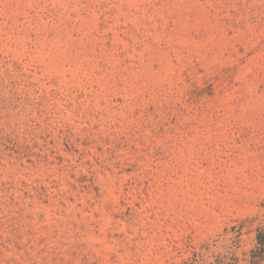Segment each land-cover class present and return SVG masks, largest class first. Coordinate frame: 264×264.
Instances as JSON below:
<instances>
[{
	"label": "rangeland",
	"instance_id": "374dc122",
	"mask_svg": "<svg viewBox=\"0 0 264 264\" xmlns=\"http://www.w3.org/2000/svg\"><path fill=\"white\" fill-rule=\"evenodd\" d=\"M264 0H0V264H264Z\"/></svg>",
	"mask_w": 264,
	"mask_h": 264
},
{
	"label": "trees",
	"instance_id": "16d2710c",
	"mask_svg": "<svg viewBox=\"0 0 264 264\" xmlns=\"http://www.w3.org/2000/svg\"><path fill=\"white\" fill-rule=\"evenodd\" d=\"M258 244L261 246V251H264V233L260 232L257 237Z\"/></svg>",
	"mask_w": 264,
	"mask_h": 264
}]
</instances>
